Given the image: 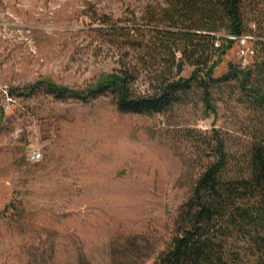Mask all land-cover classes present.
Returning a JSON list of instances; mask_svg holds the SVG:
<instances>
[{
  "label": "rangeland",
  "instance_id": "374dc122",
  "mask_svg": "<svg viewBox=\"0 0 264 264\" xmlns=\"http://www.w3.org/2000/svg\"><path fill=\"white\" fill-rule=\"evenodd\" d=\"M161 2L0 0V264H154L192 185L214 161L212 132L237 155L248 146L253 113L234 83L215 91L210 117L197 94L151 117L121 114L111 97L20 96L45 80L84 89L115 68L107 53L97 54L93 11L121 18ZM256 43L246 44L249 65ZM240 51L235 44L214 77L240 66ZM11 90L20 95L9 100ZM33 152L40 162L30 161Z\"/></svg>",
  "mask_w": 264,
  "mask_h": 264
},
{
  "label": "trees",
  "instance_id": "16d2710c",
  "mask_svg": "<svg viewBox=\"0 0 264 264\" xmlns=\"http://www.w3.org/2000/svg\"><path fill=\"white\" fill-rule=\"evenodd\" d=\"M89 16L97 54L107 53L114 69L84 89L45 80L9 95L45 91L59 101L82 102L111 97L119 113L151 117L172 113L197 94L210 117L217 114L215 91L234 83L253 113L248 146L237 155L212 132L206 144L214 161L192 185L154 264H264V0H163L126 17ZM243 39H256L255 63L214 77Z\"/></svg>",
  "mask_w": 264,
  "mask_h": 264
},
{
  "label": "built area",
  "instance_id": "2783aa9c",
  "mask_svg": "<svg viewBox=\"0 0 264 264\" xmlns=\"http://www.w3.org/2000/svg\"><path fill=\"white\" fill-rule=\"evenodd\" d=\"M246 44H247V40L243 39L240 45L241 46L240 57H241V60L243 61L241 65L243 68H246L247 66H249L247 59H246L249 54V51L246 48ZM6 94H7L8 99L12 100V96H10L8 92H6ZM41 159H42V154L40 152H33L30 155L31 162L38 163L41 161Z\"/></svg>",
  "mask_w": 264,
  "mask_h": 264
}]
</instances>
